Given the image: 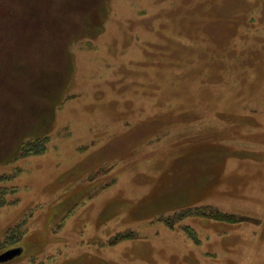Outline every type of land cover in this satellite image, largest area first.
Instances as JSON below:
<instances>
[{"label": "rangeland", "instance_id": "374dc122", "mask_svg": "<svg viewBox=\"0 0 264 264\" xmlns=\"http://www.w3.org/2000/svg\"><path fill=\"white\" fill-rule=\"evenodd\" d=\"M0 192V264H264V0H0Z\"/></svg>", "mask_w": 264, "mask_h": 264}, {"label": "water", "instance_id": "95a60500", "mask_svg": "<svg viewBox=\"0 0 264 264\" xmlns=\"http://www.w3.org/2000/svg\"><path fill=\"white\" fill-rule=\"evenodd\" d=\"M22 252L21 247H13L0 253V263L7 262Z\"/></svg>", "mask_w": 264, "mask_h": 264}, {"label": "trees", "instance_id": "16d2710c", "mask_svg": "<svg viewBox=\"0 0 264 264\" xmlns=\"http://www.w3.org/2000/svg\"><path fill=\"white\" fill-rule=\"evenodd\" d=\"M29 143H24L23 145H22V152H24V153H29ZM38 149V148H37ZM1 198H2V193L0 192V201H1ZM0 206H1V203H0ZM216 216H214V217H216V218H220V219H226V216H224V214L222 215V214H215ZM210 216H212V215H210Z\"/></svg>", "mask_w": 264, "mask_h": 264}]
</instances>
